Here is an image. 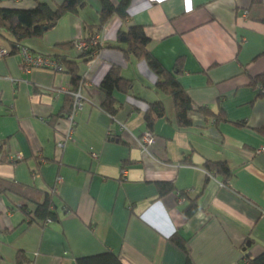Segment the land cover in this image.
<instances>
[{
	"label": "crops",
	"instance_id": "0c3cea01",
	"mask_svg": "<svg viewBox=\"0 0 264 264\" xmlns=\"http://www.w3.org/2000/svg\"><path fill=\"white\" fill-rule=\"evenodd\" d=\"M0 1L19 10L63 2ZM86 2L23 45L71 56L60 45L88 41L100 27L102 0ZM128 15L99 30V54L80 66L89 102L64 149L71 76L24 73L19 53L0 59V264H79L106 254L123 264H242L245 253H264V93L253 84L264 75V0H130ZM133 26L143 28L164 69L181 64L178 82L195 108L190 127L180 128L147 62L118 49L119 32ZM3 48L11 51L0 37ZM113 69L133 83L128 94L113 93L114 116L103 109L102 89ZM157 102L165 115L149 129L145 116ZM149 130L156 140L144 150L139 141ZM212 163L230 168L229 184L208 177ZM161 183L189 192L197 215L185 216L176 192L162 196ZM53 192L57 220L36 219V200Z\"/></svg>",
	"mask_w": 264,
	"mask_h": 264
},
{
	"label": "trees",
	"instance_id": "16d2710c",
	"mask_svg": "<svg viewBox=\"0 0 264 264\" xmlns=\"http://www.w3.org/2000/svg\"><path fill=\"white\" fill-rule=\"evenodd\" d=\"M103 10L100 18V27L98 33L94 34L88 41H80L74 43H67L60 45L72 55H60L53 59L57 60L62 67V73H67L72 78L73 88L69 91L70 108L67 115L71 112L73 106L72 93L79 90L81 84L85 82L84 77L80 76L79 69L81 65L91 63L101 50V44L94 45V40L99 37V30L104 27L115 15L119 16L123 23L129 19L128 6L130 0H123L118 7H114L109 0H102ZM87 5L86 0H63L58 8H54L50 3L38 2V6L33 10H19L3 8L0 1V37L5 40L11 47V53H18L19 46H24L26 41L35 40L43 37L46 33L51 31L62 18L68 14H78L79 10ZM85 43L86 47L78 51L77 46L80 43ZM150 40L146 37L143 28L139 26L130 27L128 31H121L118 34V49L126 53L128 56H133L137 60L146 61L149 68L157 75L158 82L156 85L157 91L163 93L167 97L172 98L175 103L178 115V122L180 128H187L192 125L189 118V113L195 108L191 99L186 94L185 90L178 82V78L183 74V69L180 63L174 71L169 72L164 69L161 64L152 56L149 51ZM253 84L264 87V75L257 77ZM133 87V83L122 78L120 73L113 69L105 78L102 89L107 95V101L103 109L114 116L116 114L115 102L113 101V93L119 92L128 94ZM66 115V118H67ZM165 115V108L163 102H157L150 106L145 119L149 129H152L153 124ZM220 120V119H219ZM226 121V119H222ZM221 121V120H220ZM238 127H247L246 123H235ZM149 132L152 133L151 130ZM264 135V130L260 131ZM74 137V136H73ZM70 142V141H69ZM67 142V144L69 143ZM66 144V145H67ZM66 147V146H65ZM208 177L214 178L217 175L223 177V183L229 184L233 178V172L225 163H212L205 165ZM216 175V176H215ZM161 195L176 192L178 200L187 203L184 214L188 219L195 217L199 211L197 201L192 199L189 192L178 191L172 183H161L159 185ZM56 193L53 192L51 196L46 197L44 203L38 202L37 211L35 213L36 219H41L44 222H52L57 220L54 212L55 201L53 198ZM53 206V209H52ZM174 243L188 254L185 242L180 238H174ZM79 264H123L119 257L113 254L101 255L98 257L80 260ZM187 264H192L188 259ZM242 264H264V253L259 256H252L245 253Z\"/></svg>",
	"mask_w": 264,
	"mask_h": 264
},
{
	"label": "built area",
	"instance_id": "2783aa9c",
	"mask_svg": "<svg viewBox=\"0 0 264 264\" xmlns=\"http://www.w3.org/2000/svg\"><path fill=\"white\" fill-rule=\"evenodd\" d=\"M100 43V37H97L94 40V45H98ZM85 43H80L77 46L78 51H81L83 48H85ZM19 55L22 59V71L24 73H30L34 69H44L49 70L54 73H62V67L61 64L48 56L40 55L33 53L30 49H28L26 46H19L18 50ZM11 54V51L7 49H0V59L7 57ZM85 79V78H84ZM88 87V84L86 82L81 84V87L78 91L73 92L71 95L73 97V106L71 112L67 115V121L69 123V130L68 133L65 136V139L58 143V147L64 149L67 142L73 140V136L75 133V127H76V119L80 115V113L84 110V107L86 104H88L89 99L85 94V89ZM262 92L264 93V87H261ZM155 136L151 132H146L142 138L140 139L139 143L140 146L147 150V147L154 144L155 142ZM259 153L264 154V148L259 151ZM19 157L17 158H10V161L14 162L17 161ZM124 176L126 175V171H122ZM50 222V221H49Z\"/></svg>",
	"mask_w": 264,
	"mask_h": 264
},
{
	"label": "rangeland",
	"instance_id": "374dc122",
	"mask_svg": "<svg viewBox=\"0 0 264 264\" xmlns=\"http://www.w3.org/2000/svg\"><path fill=\"white\" fill-rule=\"evenodd\" d=\"M97 38V37H96Z\"/></svg>",
	"mask_w": 264,
	"mask_h": 264
}]
</instances>
